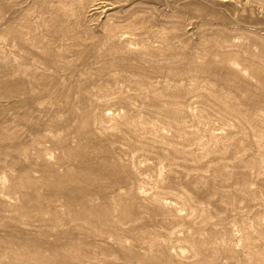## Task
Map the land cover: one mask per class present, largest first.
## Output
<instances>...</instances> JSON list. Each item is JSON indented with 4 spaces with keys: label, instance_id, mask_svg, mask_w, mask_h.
Listing matches in <instances>:
<instances>
[{
    "label": "rangeland",
    "instance_id": "1",
    "mask_svg": "<svg viewBox=\"0 0 264 264\" xmlns=\"http://www.w3.org/2000/svg\"><path fill=\"white\" fill-rule=\"evenodd\" d=\"M0 264H264V0H0Z\"/></svg>",
    "mask_w": 264,
    "mask_h": 264
}]
</instances>
